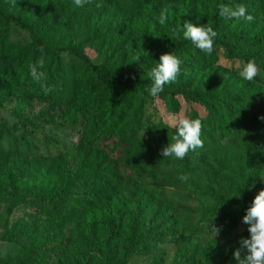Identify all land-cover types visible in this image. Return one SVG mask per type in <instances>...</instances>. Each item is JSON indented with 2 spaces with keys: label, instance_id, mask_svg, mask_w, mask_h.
<instances>
[{
  "label": "trees",
  "instance_id": "1",
  "mask_svg": "<svg viewBox=\"0 0 264 264\" xmlns=\"http://www.w3.org/2000/svg\"><path fill=\"white\" fill-rule=\"evenodd\" d=\"M186 1L190 10V0H91L82 8L73 0H17L16 6L0 0V107L14 97L13 127L36 130L35 120L23 109L33 100L43 101L52 109V121L69 126L78 136L71 148L23 157L17 141L5 145L8 129L0 124L5 209L11 213L27 205L39 214L30 224H13L5 234V240L29 241L15 257L0 258V264H61L66 241L54 232L67 227L75 211L86 224L91 221L85 224L90 235L100 233L113 246L122 237L121 250L135 255L147 254L181 231L202 234L214 218L221 236L248 227L242 218L254 190L264 184V0H209L208 26L218 33L211 54L176 37L152 53L132 56L129 32L89 30L124 11ZM97 3L102 6L97 8ZM221 3L243 4L254 20L221 17ZM13 26L25 30L29 41L10 39ZM140 38L149 43L151 32L143 30ZM169 53L182 61L181 74L153 98L147 91L152 83L148 72L160 55ZM41 56L45 63L40 71L47 79L36 82L29 66ZM220 56L233 65L219 64ZM250 59L260 73L246 81L239 71ZM197 77L202 88H190ZM41 83L52 91L46 94ZM155 100L171 114L184 110V117L200 119L203 148L183 159L163 158L161 150L176 129L160 120L153 132L141 136L146 106ZM226 137L228 143L221 145ZM180 175L189 179L183 182ZM141 194H158L162 201L144 208L126 229L118 215L110 214L106 221L99 208L105 197ZM182 199L195 206H181ZM190 257L198 264H223L230 252H222L218 260L203 253L182 258Z\"/></svg>",
  "mask_w": 264,
  "mask_h": 264
},
{
  "label": "rangeland",
  "instance_id": "2",
  "mask_svg": "<svg viewBox=\"0 0 264 264\" xmlns=\"http://www.w3.org/2000/svg\"><path fill=\"white\" fill-rule=\"evenodd\" d=\"M191 9L186 4H179L173 7H164L152 9L149 6L135 10L124 11L114 15L113 19L101 21L90 25V32L94 29L101 32L102 28H109L111 32H129V44L127 46L129 54L137 56L149 54L156 50L158 46L171 43L177 37H183V24L193 23L195 26H205L209 23L211 6L209 0H190ZM218 3L222 0H216ZM167 9V20L165 24L158 23L159 13ZM93 26V27H91ZM100 29V30H99ZM146 30L151 32L150 42L145 44L140 38V33ZM10 39L26 43L29 36L25 30L13 26L10 31ZM87 53L94 59V54L87 50ZM96 60V58H95ZM219 64L225 67H231L233 64L223 56L219 58ZM238 63H235L237 66ZM198 77L192 82L190 88L201 89ZM15 108V98L9 99L4 107H0V124L7 127L8 131L4 135L5 145L12 141L19 143L20 154L23 157H32L37 153L53 152L61 148H71L78 142V136L65 124L58 120L52 121V109L50 106L39 100H33L23 109L27 118L35 120L36 130H28L20 125L13 127L14 117L12 110ZM50 114V115H49ZM184 117V110L179 114L167 112L162 104L155 100L146 106V115L143 120L141 136L147 137L153 132L154 126L163 120L164 123L173 127L171 118ZM52 138L56 143L48 140ZM55 144V145H53ZM264 189V184L254 190V195ZM158 194L139 195L138 197L113 196L102 199L99 208L104 214L106 221L110 214L118 215L121 218L122 227L130 224L137 216L153 203L161 202ZM183 207H193L195 203L185 201L180 202ZM74 218L70 220L62 231L54 232V235L66 241V250L64 252V261L61 264H198L193 258L183 259L189 253H203L211 260H218V256L223 252H230V257L223 264H237L233 253L240 247L241 238H249L248 227L237 228L231 236L218 235L214 237L207 231L202 234H193L188 231H181L175 237H171L164 243L150 247L145 255H135L121 250L120 246L124 240L118 238L115 246L113 241H107L99 235H90L88 229H85L86 221L75 211ZM39 214L27 205H21L8 213L3 201V193L0 191V258H13L17 255L21 247L28 243L29 238H21L18 241L5 240L7 232L17 222L25 224L32 223ZM91 222L87 220V224ZM243 256V254H242Z\"/></svg>",
  "mask_w": 264,
  "mask_h": 264
},
{
  "label": "clouds",
  "instance_id": "3",
  "mask_svg": "<svg viewBox=\"0 0 264 264\" xmlns=\"http://www.w3.org/2000/svg\"><path fill=\"white\" fill-rule=\"evenodd\" d=\"M13 6L17 5V0H11ZM75 6L84 7L86 3L91 0H73ZM102 5L97 3L96 7L100 8ZM218 14L227 19H235L237 21L252 22L254 17L247 13V8L243 4L235 6L219 4L217 6ZM167 9L162 10L158 16V23L165 24L168 16ZM183 38L189 40L192 44L206 54H211L213 51L214 39L218 33L208 25L195 26L191 22L183 24ZM179 38V32L176 33ZM43 52V49H41ZM44 58H41L34 64L29 66V74L36 82L46 81V76L43 71ZM182 61L174 54H162L159 57V62L156 63L149 72L152 83L147 91L150 96L157 98L164 90L166 84L174 83L177 77L181 74ZM260 73V68L257 66L254 59L248 60L242 65L239 71V76L246 80L252 81ZM43 91L47 94L52 89L46 84L41 83ZM264 120V116L260 117ZM171 124L176 129V134L171 137V142L162 148L161 154L163 158L175 157L183 159L189 151H195L197 148H203L204 144L201 139L202 121L200 119H189L187 117L179 116L171 118ZM221 145L228 143V138L219 141ZM181 181L186 182L189 177L180 175L178 177ZM215 219V218H214ZM212 219L207 225V232L214 237L218 236L221 227L213 223ZM242 223L247 225L249 238H241L239 240L240 247L233 253L237 264H264V189H261L252 200L250 206L246 209V214L242 218ZM243 254V256H242Z\"/></svg>",
  "mask_w": 264,
  "mask_h": 264
}]
</instances>
